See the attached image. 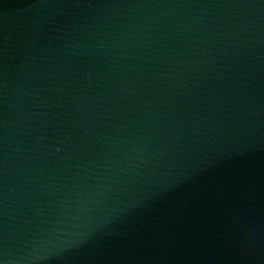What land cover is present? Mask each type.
Returning a JSON list of instances; mask_svg holds the SVG:
<instances>
[{
    "label": "water",
    "instance_id": "95a60500",
    "mask_svg": "<svg viewBox=\"0 0 264 264\" xmlns=\"http://www.w3.org/2000/svg\"><path fill=\"white\" fill-rule=\"evenodd\" d=\"M0 264H264V0H0Z\"/></svg>",
    "mask_w": 264,
    "mask_h": 264
}]
</instances>
